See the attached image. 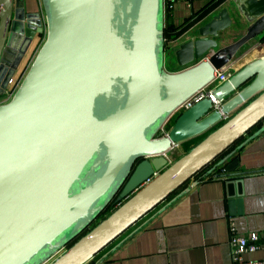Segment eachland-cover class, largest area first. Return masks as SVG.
I'll return each instance as SVG.
<instances>
[{
    "label": "water",
    "instance_id": "obj_1",
    "mask_svg": "<svg viewBox=\"0 0 264 264\" xmlns=\"http://www.w3.org/2000/svg\"><path fill=\"white\" fill-rule=\"evenodd\" d=\"M233 2L247 32L218 48L233 24L222 8L175 48L187 67L169 72L164 0H42L43 13L0 0V95L46 33L16 93L0 104V264H86L245 134H264L262 56L215 88L220 110L199 100L158 136L264 32V0ZM222 121L170 160L176 144ZM113 201L117 208L92 227Z\"/></svg>",
    "mask_w": 264,
    "mask_h": 264
},
{
    "label": "crops",
    "instance_id": "obj_2",
    "mask_svg": "<svg viewBox=\"0 0 264 264\" xmlns=\"http://www.w3.org/2000/svg\"><path fill=\"white\" fill-rule=\"evenodd\" d=\"M23 2L27 12L43 13L42 0ZM165 3V68L169 72L187 67L178 63L175 48L197 39L199 35L194 36L192 31H198L222 8L229 9L233 24L220 33L218 48L247 32L242 23L250 25L233 0H194L191 7L183 1ZM227 30L231 35L225 39ZM45 39L46 33L36 35L13 77L15 80L24 78ZM168 49L172 50L170 66ZM262 56L264 32L242 47L234 67L237 71ZM4 95H0V104L5 102ZM257 129L245 134L86 264H233L230 221L236 223L242 234L264 231V134L254 137ZM185 141L176 144L170 152L172 161L186 152ZM263 258L264 250L245 254L247 260Z\"/></svg>",
    "mask_w": 264,
    "mask_h": 264
},
{
    "label": "built area",
    "instance_id": "obj_3",
    "mask_svg": "<svg viewBox=\"0 0 264 264\" xmlns=\"http://www.w3.org/2000/svg\"><path fill=\"white\" fill-rule=\"evenodd\" d=\"M166 1H168L169 4L170 3L172 4L177 1H183L187 4L188 7H191L193 5L194 0H164L165 15H166V3H165ZM235 63L236 62L224 66L220 69H217L215 71V76L212 82L203 89L197 91L190 98H188L178 108L177 112L181 113L182 111L192 106L195 102L202 100L204 98H209L212 101L213 110H220L223 104V100L216 98V96L214 95V90L219 84L228 80L234 74V72H236V69L234 67ZM22 80H15L14 78H12L9 81V86L6 88L4 93L5 94L4 103L12 99L18 87L20 86ZM228 117L229 115H224L223 120L227 119ZM168 130L169 129L165 130L161 136L166 135L168 133ZM169 158H170V154H169ZM229 231H230L229 244L231 246L233 264H264V258L257 260L245 259V254L264 250V231L263 232L252 231L247 234H242L237 230L236 223L233 220L230 221Z\"/></svg>",
    "mask_w": 264,
    "mask_h": 264
},
{
    "label": "trees",
    "instance_id": "obj_4",
    "mask_svg": "<svg viewBox=\"0 0 264 264\" xmlns=\"http://www.w3.org/2000/svg\"><path fill=\"white\" fill-rule=\"evenodd\" d=\"M165 35H166V27H165ZM180 114V112H176L169 120H168V122L166 123V125L164 126L166 129H170L173 125H174V123H175V120H176V118L178 117V115ZM223 123V121L222 122H220L219 124H217V125H215L214 127H212L211 129H209L208 131H206V132H204V133H202V134H200V135H198V136H196V137H193V138H190V139H188V140H186L185 142H184V149H185V151L187 152V151H189L191 148H192V146H194L195 144H197L199 141H201L210 131H212V130H214L215 128H217L218 126H220L221 124ZM113 203H114V206H118V203L117 202H114L113 201ZM112 204V203H111ZM115 208V207H114ZM117 208V207H116ZM106 210V209H105ZM104 210V211H105ZM103 211V212H104ZM102 212V213H103ZM99 218V217H98ZM95 223V222H94ZM94 223H93V225H94ZM93 225H92V227H93ZM96 225V224H95ZM94 225V226H95Z\"/></svg>",
    "mask_w": 264,
    "mask_h": 264
},
{
    "label": "rangeland",
    "instance_id": "obj_5",
    "mask_svg": "<svg viewBox=\"0 0 264 264\" xmlns=\"http://www.w3.org/2000/svg\"><path fill=\"white\" fill-rule=\"evenodd\" d=\"M241 25H243L244 27H245V30L248 28L246 25H245V23L243 24H241ZM228 31V30H227ZM192 33L193 34H196V33H198V31L197 30H193L192 31ZM231 35V32H230V30L224 35V38L226 39V38H228V36H230ZM169 45L171 44V43H168ZM171 56H172V50L171 49H168V51H167V65H169L170 66V64H169V61H170V58H171ZM165 130H167L165 127H163L159 132H158V136H161L163 133H164V131ZM163 202H165V201H163ZM162 202V203H163ZM160 205V204H159ZM158 205V206H159ZM157 206V207H158ZM117 207V206H114V203L112 202V204H110L107 208H106V210L99 216V218L95 221V223H94V225L95 224H97V223H99L101 220H103L104 218H106L115 208ZM157 207H155V208H157ZM154 208V209H155ZM93 225V226H94ZM64 249H66V248H64ZM63 249V250H64ZM63 250H61L60 252H62Z\"/></svg>",
    "mask_w": 264,
    "mask_h": 264
}]
</instances>
